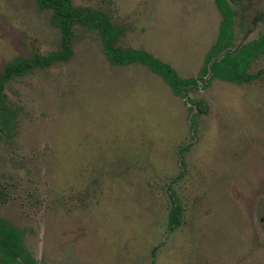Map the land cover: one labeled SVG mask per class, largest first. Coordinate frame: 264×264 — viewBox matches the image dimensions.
Returning <instances> with one entry per match:
<instances>
[{
  "label": "rangeland",
  "instance_id": "rangeland-1",
  "mask_svg": "<svg viewBox=\"0 0 264 264\" xmlns=\"http://www.w3.org/2000/svg\"><path fill=\"white\" fill-rule=\"evenodd\" d=\"M69 4L106 20L122 56L199 82L186 100L143 63H111L99 22L72 25L68 59L4 77L60 32L36 0H0V218L37 264H264V0Z\"/></svg>",
  "mask_w": 264,
  "mask_h": 264
},
{
  "label": "trees",
  "instance_id": "trees-1",
  "mask_svg": "<svg viewBox=\"0 0 264 264\" xmlns=\"http://www.w3.org/2000/svg\"><path fill=\"white\" fill-rule=\"evenodd\" d=\"M37 5L42 9H50L52 11L53 20L60 32V49L52 51L47 55L34 54L30 58H21L14 64L4 68V77L21 74L35 67H45L51 65L55 61H64L72 54L73 30L72 25L76 22L81 23L87 28H94L99 22L103 32V51L111 63L126 64L131 61L140 62L151 70L164 75L168 84L180 92L182 98H187V89L190 86H197L199 79L191 78L189 80H178L174 69L164 63H158L150 57L142 56L137 52L129 51L122 56L117 49L111 46L110 30L106 20H102L99 14L89 15L85 11L73 10L69 4V0H36ZM232 34L229 26L224 27L223 33L212 49L211 57L221 54L231 44ZM202 80V79H201ZM2 82L0 80V92L2 90ZM198 110H203L200 103L195 104ZM192 123V122H191ZM195 123H192V129L195 130ZM169 198L171 201V211L169 213L170 224L172 227L178 225L181 215V204L177 197L169 189ZM37 260L33 258L23 245V233L5 219L0 218V264H37Z\"/></svg>",
  "mask_w": 264,
  "mask_h": 264
}]
</instances>
